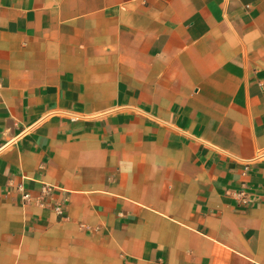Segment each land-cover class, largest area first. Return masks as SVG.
Instances as JSON below:
<instances>
[{"label": "crops", "instance_id": "crops-1", "mask_svg": "<svg viewBox=\"0 0 264 264\" xmlns=\"http://www.w3.org/2000/svg\"><path fill=\"white\" fill-rule=\"evenodd\" d=\"M0 73V264H264V0H0Z\"/></svg>", "mask_w": 264, "mask_h": 264}, {"label": "built area", "instance_id": "built-area-1", "mask_svg": "<svg viewBox=\"0 0 264 264\" xmlns=\"http://www.w3.org/2000/svg\"><path fill=\"white\" fill-rule=\"evenodd\" d=\"M4 76L0 73V90L2 89V87L4 86ZM19 190L21 191V198L22 201L24 203H28L32 200L33 198V194L31 193V191L27 190L22 183H20L18 185ZM52 188L50 185H45L43 187V192L46 193L47 195H52ZM65 202H66V198H64L61 203H58L55 205V211L58 214V216H60L61 218H64L66 216L65 214Z\"/></svg>", "mask_w": 264, "mask_h": 264}]
</instances>
